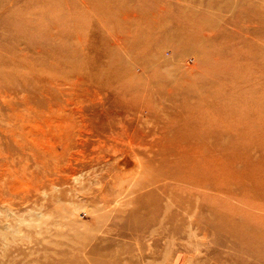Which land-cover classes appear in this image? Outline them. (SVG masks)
Listing matches in <instances>:
<instances>
[{
    "label": "rangeland",
    "instance_id": "obj_1",
    "mask_svg": "<svg viewBox=\"0 0 264 264\" xmlns=\"http://www.w3.org/2000/svg\"><path fill=\"white\" fill-rule=\"evenodd\" d=\"M201 95L220 192H187L139 146L188 136L178 107ZM68 139L62 172L34 159ZM0 264H264V0H0Z\"/></svg>",
    "mask_w": 264,
    "mask_h": 264
},
{
    "label": "bare ground",
    "instance_id": "obj_2",
    "mask_svg": "<svg viewBox=\"0 0 264 264\" xmlns=\"http://www.w3.org/2000/svg\"><path fill=\"white\" fill-rule=\"evenodd\" d=\"M170 71L171 70H169V72ZM154 75H155L156 78L157 77H159V78L161 77V75H159V73L158 74L156 73ZM209 75H211V74H209ZM118 76L119 75L114 72V73H112L111 78H112V80L113 79L118 80L119 79ZM171 76L172 75H170L168 73V77H171ZM88 79H89V81H88ZM93 81H94V78L92 76L89 77L88 75H87V77L79 78V82H81V83H83L85 85H87L88 83H92ZM186 82L187 81L185 80L182 83H176L177 85H173V86H174V88L179 89L180 91H182L183 93H185L187 95H189L191 93V91L194 89L195 86L198 87L199 89L205 88V87H199L198 86L199 84H194L192 82L188 83V84H185ZM110 83H111L112 86L114 84H118V83H116V81H110ZM78 85H79V83H78ZM119 88H120L121 95H123L124 97L128 96V95L139 94L140 92H144V90L145 91L148 90V88L140 90V89L136 88L135 85L134 86L133 85L126 86L124 84H119ZM170 88H169L168 84L164 85L161 88H158L157 93H160V92L163 93V92H166V91L168 92V90L171 93L172 90H170ZM74 90H75V88H74ZM61 92L63 94V99L61 101L63 102L64 99H65L64 96L67 93H70V92L65 93L63 90ZM155 93H156V90H155ZM215 95L222 96L221 93H215ZM134 96H137V95H134ZM54 98H56V97H54ZM134 98H136V97H134ZM58 99H59V97H58ZM171 100H172V98H171ZM214 100H215V98H214ZM65 101L70 102V100L68 98H66ZM173 106H175V105H173ZM118 107H120V111H116L115 112V114H118V115H123V113L137 112V111H139L141 109V105H139V103L131 104V105H129V107L128 106L124 107V106H119V105H118ZM179 108H180V111H181V114H182V119H185V124L183 123L184 127L185 128H190L192 130V131H190L191 133H189L188 136H184L185 132H182L183 133L182 134L179 131V133L176 135V136H178L177 137L178 140H175V141L174 140L173 141H169L168 138H167V139H164L162 142H154L153 144L152 143L146 144V145L139 144V146L142 147L145 151H147V152L152 151V153H153V155L150 156V158L148 159L147 163L152 165V166L153 165L156 166L154 168L156 169V173L159 176H163V177H166L169 180H175V181H178V182L182 183L183 186H185V188L187 189V192L190 190V188H193V190L189 191L190 193L191 192L198 193L199 190H203V189H209V190H212L214 192H220L221 190H223V187H224L223 176H222V169L223 168H221L223 163L221 164V159L220 158L218 159V161L217 160L216 161H212L211 158L213 157L212 154L215 151H216L217 154H219V156H220V154L222 152V150H220L221 149V144H219V141L221 139L222 134L221 135H213V134H211L213 132L210 133L209 129H208L209 123H210L209 121L211 120L210 117L212 116L211 114L212 113H216V112H220V111L215 109L214 107H210V105H208V103L206 105L205 104V97H202V95L200 96L198 101L196 103H194V104H191L189 101L184 100V103L180 104L178 109ZM58 110H60V109H58ZM216 117L219 118L218 116H216ZM107 119L110 122V128H109L110 131H113V130H115V128L119 127V124L122 125L121 121H118V122L114 121L115 118H112V119L111 118H107ZM142 119H143V117H142ZM49 123H51V121ZM53 124L50 126V128H52ZM177 124H178V122H177ZM58 127L61 129V131H64L67 134H69L71 132V130L75 129V121H74V118H73V114L71 115V114L64 113V115H62V122L60 121V126L57 125V128ZM104 127H105V125H102L101 129H104ZM85 128L86 129H90V126L87 124V125H85ZM91 128H92L91 129L92 134H94V131L100 130L98 124L96 126H94V127H91ZM193 128H197V130H202V131H201V133H197V132H195V130ZM105 130L106 129H104V131ZM127 130H126V133H127ZM177 132H178V130H177ZM177 132H175V134ZM79 136H81V135H79ZM181 136L182 137L184 136L183 142L181 141V138H182ZM129 138H131V137H129ZM210 138H213L215 140L214 149L210 148L211 146H210L209 143L207 144V142H209L208 139H210ZM129 141L130 140H128V142ZM85 143H86V141H85ZM64 144H63L64 145V152L60 154L55 147H53L52 149H50V148H42V145L40 144V141H34L33 142V149L35 151L34 152L35 154L33 153V157H34V159L36 161H38L39 163L45 165V167L46 166L49 167V165L50 166L53 165V166H55L56 172L57 171H58V173L62 172L63 170H61V162H62L63 158H67L68 157L66 153L69 151V149L71 147L70 146L71 142L68 139L67 143H64ZM128 144L131 146V148L135 146L134 145L135 142L132 141V140ZM201 144H202V146H201ZM49 145H50V143H49ZM52 145H50V146H52ZM128 160H129V158L127 157V159L123 162V166L129 167L128 164L130 162ZM145 160H147V159H145ZM50 162H52L54 164H52ZM69 163H72V162L70 161ZM60 176H62V175H60ZM57 181H58V183H62L63 182L61 178L59 180H57ZM162 182H164V181H162ZM166 183H164V185L161 186L163 189L170 190L171 192L178 191L175 188V186H173L171 184H168V183L166 184ZM257 185L259 186V184H257ZM39 231H41V230H39Z\"/></svg>",
    "mask_w": 264,
    "mask_h": 264
}]
</instances>
